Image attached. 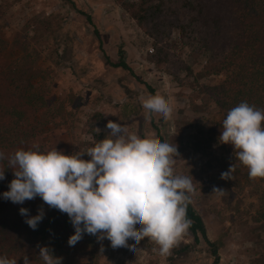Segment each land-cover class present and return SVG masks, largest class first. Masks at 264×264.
Returning <instances> with one entry per match:
<instances>
[{"label": "rangeland", "instance_id": "374dc122", "mask_svg": "<svg viewBox=\"0 0 264 264\" xmlns=\"http://www.w3.org/2000/svg\"><path fill=\"white\" fill-rule=\"evenodd\" d=\"M73 2L82 12L93 15L102 49L96 44L94 28L83 14L76 12L71 0H0V37L9 45L30 43L27 52H17L18 59L29 57L31 62L27 60L25 64L32 65L33 70L43 77L40 82L44 83L39 90L52 97L49 99L51 114H55L58 108H65L60 129L51 124L50 131H47L53 140L52 148L59 145L66 155L83 151L89 140L84 127L96 114L100 115L97 129L106 135L110 132L106 123L111 120L121 123L127 132L160 141L150 131V120L145 118L142 100L148 94L138 83L143 80L173 110L168 119L154 118L162 142L177 145L174 173L193 178L194 191L189 194L190 199L204 221L208 238L218 246V264H252L256 233L251 218L258 206L257 186L251 180L241 179V187L232 170L229 178H222L221 174L228 172L230 166L241 162L225 151L227 144L219 140L221 116L216 108L207 101L205 105H199V92L195 86L174 83L163 69L149 61L152 52L150 39L114 0ZM42 20H51L53 30L46 33L44 26L36 29ZM27 29H30L29 35ZM172 46V50L191 65L203 64L205 58L199 52L177 43ZM122 50L138 79L107 68L104 53L117 63ZM3 63L0 61V66ZM209 80L201 79L199 84ZM196 118L198 120L194 123ZM54 123L59 124V121ZM211 125H216L218 137L210 140L211 148L199 153L189 148L188 142L193 140L195 128ZM214 188L222 192H213ZM145 239L151 242L150 249L141 247L131 252L130 249L135 248L131 243L127 249L112 248L110 241H98L94 236L91 242L87 241L92 245L79 263L169 264L167 256L159 253V246L150 238ZM180 241L191 244L188 258L182 264L214 263L206 244H194L188 231Z\"/></svg>", "mask_w": 264, "mask_h": 264}, {"label": "trees", "instance_id": "16d2710c", "mask_svg": "<svg viewBox=\"0 0 264 264\" xmlns=\"http://www.w3.org/2000/svg\"><path fill=\"white\" fill-rule=\"evenodd\" d=\"M114 2L150 39L152 52L149 61L163 69L174 83L195 86L199 92V105H205L206 101L211 103L221 116V126L227 112L241 102L264 111V0ZM38 25L36 29L44 26L46 33L53 30L51 20H42ZM29 32L27 29L26 34ZM175 35L177 37L173 41ZM172 43L199 52L205 58L203 64L195 66L185 61L172 50ZM28 44L15 42L9 45L0 37V61H4L0 66V152L5 155V159L0 160V167L5 168L0 193L8 190V183L14 178L13 170L7 168V157L17 149H28L34 145L41 151L51 150L53 140L47 132L49 125L60 129L65 117L64 107L51 114L49 99L52 97L39 90L44 83L40 82L43 77L33 70L32 65L25 64L31 59H18L17 52H27ZM201 79L210 80L199 84ZM56 120L59 124L54 123ZM99 122V114L87 121L84 133L89 140L85 142L83 151L106 136L97 131ZM215 126L196 127L193 140L188 142L189 148L198 153L211 148L210 140L218 138ZM55 148L62 151L59 145ZM225 151L235 155L230 144ZM83 158L89 159L87 155ZM232 171L239 185L243 179L251 180L257 186L258 206L251 218L256 233L252 264H264V178L250 177L248 168L242 163L233 166ZM21 207L28 208L30 215H36L37 210L43 207L45 217L35 230L25 223V218L19 213ZM187 217L191 220L187 231L194 244L205 243L211 248L212 255L218 256V246L209 240L204 221L191 199ZM73 232L67 214L50 208L38 196L23 204L0 197V257L17 259V264H23V256L27 255L31 264H44L38 255L39 245L50 247L54 255L63 258L62 264H80L87 248L92 245L87 241L91 242L94 236L85 234L75 246H69L67 239ZM150 244L144 238L135 248L150 249ZM190 250L191 244L179 240L166 259L169 264H179Z\"/></svg>", "mask_w": 264, "mask_h": 264}, {"label": "clouds", "instance_id": "9594fccd", "mask_svg": "<svg viewBox=\"0 0 264 264\" xmlns=\"http://www.w3.org/2000/svg\"><path fill=\"white\" fill-rule=\"evenodd\" d=\"M142 107L149 120L153 116L168 119L173 111L160 95H149ZM106 127L110 132L102 140L75 154L66 155L55 147L41 151L35 145L17 149L7 157L14 178L0 197L23 204L38 196L50 208L66 213L74 228L67 239L69 246L85 234L98 241L107 239L112 248L122 249L150 238L159 253L167 256L191 225L187 207L194 191L193 178L174 173L175 143L141 138L111 120ZM219 140L233 146L236 159L248 168L250 177L264 178V111L247 102L233 107L222 121ZM232 168L222 178H229ZM4 179L5 168L0 167V181ZM213 192L222 190L214 188ZM19 213L33 230L45 217L43 207L36 215L24 207ZM38 247L44 264H62L63 258L50 247ZM0 264H17V259L0 257ZM23 264H31L27 255Z\"/></svg>", "mask_w": 264, "mask_h": 264}, {"label": "flooded vegetation", "instance_id": "af4514ba", "mask_svg": "<svg viewBox=\"0 0 264 264\" xmlns=\"http://www.w3.org/2000/svg\"><path fill=\"white\" fill-rule=\"evenodd\" d=\"M72 4L74 5V8L76 10V12L80 13V14H83L85 19L87 20L88 24L90 26H92L94 28V38H95V41L97 42L96 44L98 45L99 49L101 48L102 49V45H101V42H99V32H98V29L96 27V24H95V21H94V17L93 15L87 13V12H82L81 9L78 7L79 5L76 4V2H73V0H71ZM96 27V28H95ZM98 40V41H97ZM94 41V42H95ZM104 53V52H103ZM126 56V53L124 54V50H122L120 53H119V61L117 63L113 62L112 60H110L108 58V56H106V53H104V58L105 60L107 61V68H112V69H117V70H120L122 72H125V73H128L132 78L134 79H138L135 74H134V70L129 66V63L127 61V59L125 58ZM143 80H140V83L142 86H144L143 88L145 89L146 93L149 95H158V93L150 87L149 84H146V82H142ZM124 87V86H123ZM127 90H128V87H125ZM129 91V90H128ZM132 91V90H131ZM133 93V92H131ZM155 116L152 117V119L150 120V122L148 123L149 126H150V131L153 132L156 137L162 142V139H161V136H160V132H159V127L157 126L156 124V120L154 118ZM210 240V239H209ZM211 241V240H210ZM200 244V243H199ZM198 245V244H197ZM208 247V245H206ZM209 248V247H208ZM210 252H211V248H209ZM191 251V250H190ZM190 251H188V253L185 255V258H188V255L190 253ZM212 255V253H211ZM213 259H214V263L213 264H218L220 262V257L219 255L218 256H213ZM215 258H217V262L215 261ZM183 262L180 261L179 264H182Z\"/></svg>", "mask_w": 264, "mask_h": 264}]
</instances>
